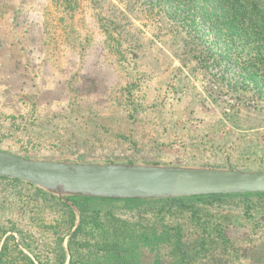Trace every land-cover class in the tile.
<instances>
[{
  "label": "rangeland",
  "instance_id": "rangeland-1",
  "mask_svg": "<svg viewBox=\"0 0 264 264\" xmlns=\"http://www.w3.org/2000/svg\"><path fill=\"white\" fill-rule=\"evenodd\" d=\"M149 2L0 0V151L264 172V77L244 80L200 15L186 45ZM165 200L82 215L0 180V264H264V195Z\"/></svg>",
  "mask_w": 264,
  "mask_h": 264
},
{
  "label": "water",
  "instance_id": "water-1",
  "mask_svg": "<svg viewBox=\"0 0 264 264\" xmlns=\"http://www.w3.org/2000/svg\"><path fill=\"white\" fill-rule=\"evenodd\" d=\"M0 177L58 198L164 200L264 194V172L170 165L33 160L0 151Z\"/></svg>",
  "mask_w": 264,
  "mask_h": 264
},
{
  "label": "trees",
  "instance_id": "trees-1",
  "mask_svg": "<svg viewBox=\"0 0 264 264\" xmlns=\"http://www.w3.org/2000/svg\"><path fill=\"white\" fill-rule=\"evenodd\" d=\"M147 13L163 11L170 25L174 24L183 30L187 38L191 37V32H197L200 26L197 16L200 15L202 22L206 24L211 32L220 42L224 52H230L233 59L240 65V73L244 80H253L264 77V0H150ZM146 2V1H145ZM14 26L19 28L17 17L13 18ZM38 23V22H37ZM38 31V29H37ZM37 34L27 33L26 40L32 44ZM189 38L182 39V43L189 44ZM10 44V43H9ZM9 47L10 60L14 57L15 51L12 45ZM2 48V47H0ZM15 72V67L10 66ZM2 182L11 183L27 189L36 197L56 199L55 196L48 194L32 185L0 177ZM264 195V194H258ZM228 195L201 196L210 200L219 199ZM190 198L168 199L165 200L166 206H185L190 202ZM72 200L80 209L83 215V206L89 201L101 203H124L136 204L135 200H108L74 197L67 198ZM81 230L78 228L79 232ZM76 232V233H77ZM75 236V235H74ZM151 237V236H149ZM114 238H117L114 236ZM22 259H26L28 264H34L20 250L17 251ZM63 252V251H62ZM64 258V253H63ZM5 256L0 254V263ZM71 264L73 256H71Z\"/></svg>",
  "mask_w": 264,
  "mask_h": 264
}]
</instances>
